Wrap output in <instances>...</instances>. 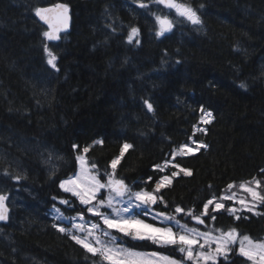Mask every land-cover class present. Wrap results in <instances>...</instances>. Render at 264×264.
Listing matches in <instances>:
<instances>
[{
    "label": "trees",
    "instance_id": "1",
    "mask_svg": "<svg viewBox=\"0 0 264 264\" xmlns=\"http://www.w3.org/2000/svg\"><path fill=\"white\" fill-rule=\"evenodd\" d=\"M58 2L71 9L72 30L50 43L35 9ZM190 3L202 26L179 21L157 37L149 12L166 14L162 5L146 11L133 0H0V192L9 194L11 207L9 222L0 223V264L98 263L54 229L49 214L52 197L61 196L60 180L76 171L73 144L83 148L103 139L88 153L101 168L123 142L133 144L118 175L128 184L152 176L138 185L150 191L169 172L156 174L153 165L190 143L203 105L214 119L193 138L208 147L176 159L192 175L181 174L163 191L168 211L176 204L199 211L212 192L264 168V0ZM129 26L140 28L139 45L127 43ZM44 44L57 56L56 69L47 63ZM46 146L62 155L51 177ZM5 168L26 173L27 180L5 177ZM244 215L234 221L220 214L215 227L264 237V216ZM136 247L173 255L147 243ZM218 264L245 261L230 254Z\"/></svg>",
    "mask_w": 264,
    "mask_h": 264
},
{
    "label": "snow or ice",
    "instance_id": "2",
    "mask_svg": "<svg viewBox=\"0 0 264 264\" xmlns=\"http://www.w3.org/2000/svg\"><path fill=\"white\" fill-rule=\"evenodd\" d=\"M133 3L146 11L160 5L167 10V14L149 12L154 18L157 37L171 32L179 21L193 26L203 24L198 9L192 6L190 0H133ZM67 8V5L56 4L51 8L35 9L36 15L50 24L51 30L42 34L47 40L59 39L57 33L60 25L67 26ZM54 10H59L61 15L55 17L53 27V17L49 14ZM112 30L116 31L115 28ZM139 37L140 28L129 26L127 43L139 45ZM44 52L47 63L56 69L57 56L47 44H44ZM240 87L247 88V84L242 81ZM143 103L148 112L154 113L153 104L148 99ZM213 119L212 112L201 105L199 121L192 126L193 135L187 138L190 143L173 147L163 163L153 165L156 174L169 168L175 170L170 175H159L150 191L146 186L138 185H148L153 180L152 176H148L145 181L128 184L124 177L118 175V166L126 153L134 150L133 144L123 142L118 154L103 168L88 158L91 149L103 146V139L94 140L83 148L73 144L77 168L67 178L60 180L58 188L61 196L52 197L54 203L49 209L54 221L52 227L68 236L87 254L99 257L98 264H218L220 257L227 259L229 254L243 258L245 264H264V237L253 238L241 234L236 227L226 230L215 227L217 216L223 213H227L234 221L247 219L245 212L264 216V212L258 211L264 208V168L250 179L228 183L219 194L212 192L210 198L201 202L199 211L195 207L185 208L179 204L168 211L169 201L162 194L181 174L192 175L191 169L175 161L208 147L193 137L197 132L207 131L206 128L198 127V124L207 125ZM52 157L53 153H49L45 163H50ZM56 159L62 157L57 156ZM57 171L58 168L54 166L50 177L55 176ZM3 175L17 183L27 180L26 173L14 174L8 168L3 170ZM208 187L211 190L213 186L210 184ZM8 198L7 194L0 193V221L9 219ZM57 203L61 207H57ZM161 207L164 210H158ZM66 212L75 214L66 215ZM201 226L204 230H201ZM143 243L168 249L173 255H165L161 251H141L136 245Z\"/></svg>",
    "mask_w": 264,
    "mask_h": 264
},
{
    "label": "rangeland",
    "instance_id": "3",
    "mask_svg": "<svg viewBox=\"0 0 264 264\" xmlns=\"http://www.w3.org/2000/svg\"><path fill=\"white\" fill-rule=\"evenodd\" d=\"M167 14V13H166ZM207 110V109H206ZM210 111V110H209ZM213 114V113H212ZM198 127H201V128H206V125H204V124H202V123H200L199 125H198ZM194 139V138H193ZM204 144H206L207 145V143L205 142V141H202ZM202 149V148H201ZM200 149V150H201ZM199 150V151H200ZM49 153H53V157H52V160H51V162L50 163H45L50 169H52L54 166L56 167L57 166V164H58V162L61 160H57L56 159V157L57 156H59V157H62V155L55 149V148H53V147H51V146H46V152H45V158H44V162L48 159V155H49ZM197 153V152H196ZM190 155H192V154H190ZM168 159H171V157H169ZM176 162V161H175ZM177 163V162H176ZM169 170V172L167 173L168 175H170L171 174V171L172 170H175V169H171V168H169V169H165V172H167ZM6 194H8V193H6ZM9 195V194H8ZM58 207V206H57ZM258 211H261V212H264V209H261V208H259L258 209ZM66 215H68V214H66ZM72 215H74V214H72ZM66 227L67 226H69V225H65ZM201 230H204L203 229V227L201 226ZM130 246V245H129ZM139 250H141V249H139ZM141 251H145V250H141ZM148 252H151V251H148ZM165 255H168V254H166V253H164ZM230 255V254H229ZM177 258V257H176ZM228 258H229V256H228ZM227 258V259H228ZM98 259H99V257H98ZM177 259H179V258H177ZM220 259H225L224 257H220L219 258V260ZM218 260V261H219ZM92 264H98L97 262H94V263H92Z\"/></svg>",
    "mask_w": 264,
    "mask_h": 264
},
{
    "label": "water",
    "instance_id": "4",
    "mask_svg": "<svg viewBox=\"0 0 264 264\" xmlns=\"http://www.w3.org/2000/svg\"><path fill=\"white\" fill-rule=\"evenodd\" d=\"M58 4L66 5L65 3H62V2H60V3H58ZM51 7H52V6H49V7H41V8H51ZM49 15H51V16L53 17L52 25H51V26L54 27V26H55V23H56V21H55V17L58 16V15H61V13H60L59 10H54V11H53L52 13H50ZM66 16H67V21H66L67 26L64 27L63 25H60V31L57 33V35L59 36V39H57V40H49V41H59V40L61 39V35H62V34H64L65 32L70 31L72 20H71V14H70V10H69V9H67ZM37 18H38L42 23L46 24V25L49 27V31L51 30V27H50V24H49V23H46L45 21L41 20L38 16H37ZM6 204H7V201H6ZM7 206H8V204H7ZM8 209H9V215H10V208H9V206H8ZM8 220H9V219H8ZM8 220H7V221H8ZM7 221H1V222H7Z\"/></svg>",
    "mask_w": 264,
    "mask_h": 264
},
{
    "label": "bare ground",
    "instance_id": "5",
    "mask_svg": "<svg viewBox=\"0 0 264 264\" xmlns=\"http://www.w3.org/2000/svg\"><path fill=\"white\" fill-rule=\"evenodd\" d=\"M58 3H60V2H58ZM57 3V4H58ZM62 3H64V2H62ZM66 4V3H65ZM53 5H56V4H53ZM53 5H48V6H40L39 8H41V7H49V6H53ZM67 5V4H66ZM68 6V5H67ZM67 9H69L70 10V14H71V20H72V22H71V29H70V31H68V32H65L64 34H62V35H65V34H67V33H70L71 32V30H72V24H73V16H72V11H71V9L68 7ZM36 17H37V15H36ZM38 19V18H37ZM39 20V19H38ZM40 21V20H39ZM41 22V21H40ZM42 23V22H41ZM46 28H47V31H49V27L46 25V24H44V23H42ZM62 35H61V39H62ZM60 39V40H61ZM59 40V41H60ZM59 41H49L48 40V42H50V43H57V42H59ZM208 125V124H207ZM207 125H206V129H207ZM201 133V132H200ZM203 149V148H202ZM199 152V151H198ZM197 152V153H198ZM196 154V153H195ZM1 193V192H0ZM4 194V193H3ZM7 204H8V206H9V208H10V214H11V207H10V204H9V198H8V200H7ZM9 220H10V215H9ZM9 220L7 221V222H1L0 221V223L1 224H7L8 222H9ZM219 262V261H218Z\"/></svg>",
    "mask_w": 264,
    "mask_h": 264
}]
</instances>
